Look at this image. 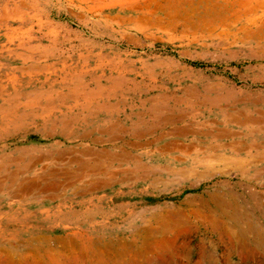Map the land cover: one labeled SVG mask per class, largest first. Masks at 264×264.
I'll use <instances>...</instances> for the list:
<instances>
[{
    "label": "rangeland",
    "instance_id": "rangeland-1",
    "mask_svg": "<svg viewBox=\"0 0 264 264\" xmlns=\"http://www.w3.org/2000/svg\"><path fill=\"white\" fill-rule=\"evenodd\" d=\"M211 1L0 0V264H264V0Z\"/></svg>",
    "mask_w": 264,
    "mask_h": 264
},
{
    "label": "bare ground",
    "instance_id": "bare-ground-1",
    "mask_svg": "<svg viewBox=\"0 0 264 264\" xmlns=\"http://www.w3.org/2000/svg\"><path fill=\"white\" fill-rule=\"evenodd\" d=\"M196 0H167V4L164 5V11H165V15L168 18V21L165 22L163 19H160V18H154L153 17V12H150V13H146L144 16H143V19L144 21H146L147 23H150V24H155V25H159V26H162V25H168V26H173L174 24H178L177 21L179 19H182L184 18L183 20V24L184 26H190L192 24H196L198 26H201V25H204V22L205 23H208L210 20H215L217 18V16H215L216 14V5L215 4H211L210 1L211 0H200L199 2L202 4V6L198 7V6H195L192 8V12L190 10H187L188 8H191V5H193L195 3ZM198 2V3H199ZM212 2V1H211ZM164 3V2H163ZM161 4V3H160ZM219 10V9H218ZM194 12L195 13H198V16L199 18H201V20H203L202 22H199V24H197L194 20ZM218 15V14H217ZM156 16V15H155ZM163 18V17H162ZM198 18V19H199ZM165 19V18H164ZM135 20V19H134ZM141 20V21H142ZM200 21V19H199ZM201 23V24H200ZM211 25H213L212 23H210ZM206 25V24H205ZM192 27V26H191ZM203 27V26H202ZM205 27V26H204ZM193 28V27H192ZM198 28V27H197ZM210 28V27H209ZM165 29V28H164ZM194 29V28H193ZM188 30V29H187ZM192 30V29H191ZM190 30V31H191ZM206 30V29H205ZM200 31V30H199ZM205 32V31H204ZM190 33V32H188ZM218 157V156H217ZM43 158V157H42ZM45 158V157H44ZM41 159V158H40ZM225 160V159H224ZM227 161V160H226ZM36 163V162H35ZM38 163V162H37ZM233 163V162H232ZM236 164V163H235ZM89 171V170H87ZM14 175H12L13 177ZM16 177V176H15ZM12 179V178H11ZM14 180V178H13ZM12 180V181H13ZM76 181L78 179H75ZM82 180V179H81ZM71 182V181H70ZM74 182V181H73ZM77 183V182H76ZM75 184V183H74ZM75 188V187H74ZM86 188V187H85ZM94 188H98V187H94ZM26 190V189H24ZM31 190V189H30ZM41 190V189H40ZM80 190V189H79ZM83 191H85L84 189H82ZM10 191V189L8 190V192ZM12 191V190H11ZM52 191V190H51ZM37 192V191H36ZM17 193V192H16ZM20 193V192H19ZM24 192H22L23 194ZM27 193V192H26ZM25 193V194H26ZM33 193V191L31 192ZM18 194V193H17ZM37 194V193H35ZM42 194V193H41ZM84 194V193H83ZM11 195V194H10ZM16 195V194H15ZM17 196V195H16ZM27 196V195H26ZM15 197V196H14ZM222 204V202H220ZM206 205V204H204ZM220 205V204H219ZM206 207V206H205ZM208 207V206H207ZM223 207H226V206H223ZM234 207V206H233ZM207 209V208H206ZM224 209V208H223ZM224 211V210H223ZM104 212V211H103ZM226 212V211H225ZM222 214V213H221ZM231 215V214H230ZM211 216V215H209ZM228 216V215H227ZM232 216V215H231ZM235 217V216H234ZM211 220V219H210ZM227 225V224H226ZM164 228L166 229V226H164ZM224 228V227H223ZM222 233V232H221ZM224 233V232H223ZM224 236V235H223ZM228 236V235H227ZM233 241V240H232ZM13 251V250H11ZM50 253V252H49ZM57 253V252H56ZM83 253V251H82ZM84 256V255H83ZM82 256V257H83ZM63 258V255H60V254H57L54 256L51 257V259L53 261H55L56 264H62L63 262L61 261ZM84 258V257H83ZM80 259V258H79Z\"/></svg>",
    "mask_w": 264,
    "mask_h": 264
},
{
    "label": "crops",
    "instance_id": "crops-1",
    "mask_svg": "<svg viewBox=\"0 0 264 264\" xmlns=\"http://www.w3.org/2000/svg\"><path fill=\"white\" fill-rule=\"evenodd\" d=\"M132 21V20H131ZM133 22V21H132Z\"/></svg>",
    "mask_w": 264,
    "mask_h": 264
}]
</instances>
